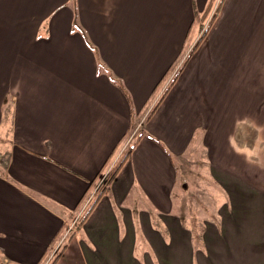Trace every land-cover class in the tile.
<instances>
[{
  "label": "crops",
  "instance_id": "obj_1",
  "mask_svg": "<svg viewBox=\"0 0 264 264\" xmlns=\"http://www.w3.org/2000/svg\"><path fill=\"white\" fill-rule=\"evenodd\" d=\"M208 2L0 0V264H264V0L191 52ZM173 158L215 202L192 228Z\"/></svg>",
  "mask_w": 264,
  "mask_h": 264
},
{
  "label": "rangeland",
  "instance_id": "obj_2",
  "mask_svg": "<svg viewBox=\"0 0 264 264\" xmlns=\"http://www.w3.org/2000/svg\"><path fill=\"white\" fill-rule=\"evenodd\" d=\"M216 1L217 0H209V3H210L209 8L207 12L205 13V15L202 17L200 24L198 25L199 27L198 37L204 32L203 27L206 26V23L211 20L213 13L218 6ZM68 3H70L69 4L70 7H72V5H75L73 4V2L71 3V1H69ZM135 139L136 137L134 135L131 138L130 142L127 141L125 143V147L127 148L129 145H131ZM119 148H120L119 153H120V156L122 157V155H124L126 151V148L123 149L122 145ZM173 162H174V165L177 171V177H176L177 182H176L175 189L178 190L177 195L174 196V206L175 208H177L178 212H180L181 210L180 214H184L185 218L187 217V221L185 222H188L189 227L192 228L193 225L195 224L200 225L201 220L203 218V214L206 213V211L208 210H210L211 212L213 211L212 207L215 206V202L212 200H207V198H211V196L209 195V193L211 192L208 191L209 188L207 187V182L205 181L204 176L202 174L200 175V172H198L199 170H197L198 167L196 165L189 163L188 161L180 160L179 158H176V159L173 158ZM112 166H113L112 163H110L109 170L107 171V167H106L105 168L106 170H103L101 172V173H106V175L104 176L105 181L103 180L104 184L106 183V179L108 178L109 173L112 171ZM99 179L100 177L96 178V180L93 182V186L96 184V182L97 183L99 182ZM103 185L101 183L99 188H97L96 192H98L101 189V186ZM185 185H186V188H185ZM91 191L92 189H89L85 193L84 197H87ZM94 194L91 200L93 199ZM85 211L79 214L77 217H80V216L82 217ZM72 220H73V217L71 218L70 221ZM75 224L72 227V231L74 230ZM62 239L64 240L65 237L63 238L60 237V241ZM50 261H51V256L49 255L45 260H43L42 264H49Z\"/></svg>",
  "mask_w": 264,
  "mask_h": 264
},
{
  "label": "trees",
  "instance_id": "obj_3",
  "mask_svg": "<svg viewBox=\"0 0 264 264\" xmlns=\"http://www.w3.org/2000/svg\"><path fill=\"white\" fill-rule=\"evenodd\" d=\"M209 5H210V3L208 2L206 8L204 9V11H203V13H202V17H203V16L205 15V13L207 12V10H208V8H209ZM219 6H220V5H218L217 8L215 9V11H214V13H213V16H212L211 20L209 21V23H208L206 29H204V32H203V33L198 37V39L195 41V43H194V45H193V47H192V49H191V52H193V51L198 47V45L200 44L201 40H202L203 37L205 36V34H206L208 28L212 25L213 20L215 19L216 15H217V12H218V10H219ZM138 137H139V136L136 137L135 141L138 139ZM132 148H133V145H129V146H128L127 150L125 151L124 155H122V157L120 158V160H119V162L117 163V165H116V166L112 169V171L109 173V176H108V178L106 179V183H107L108 181L110 182V181L112 180V178L114 177V175H115L116 172L118 171V168H119L120 164L122 163V161L124 160V158H126V156L131 152V149H132ZM106 183H105V184H106ZM105 184H104V185H105ZM104 185H103V186L101 187V189L98 191V193L96 194L94 200H95L96 197H97L98 195H100V193L103 191V189H104ZM59 254H60V251L56 252L55 255H54V257L52 258V260L49 262V264H54V262L56 261V259H57L58 256H59Z\"/></svg>",
  "mask_w": 264,
  "mask_h": 264
},
{
  "label": "built area",
  "instance_id": "obj_4",
  "mask_svg": "<svg viewBox=\"0 0 264 264\" xmlns=\"http://www.w3.org/2000/svg\"><path fill=\"white\" fill-rule=\"evenodd\" d=\"M217 2V4H218V0L216 1ZM215 8V7H214ZM208 23H209V21L206 23V26L205 27H203V29H206V27H207V25H208ZM109 170V167H108V169H107V171ZM106 175V173H99L98 175H97V177L96 178H98V177H100V179H99V182L97 183L96 182V184L93 186H91V188L90 189H92V191L90 192V194L87 196V197H85V199L83 200V203H82V206H81V208L79 209V211L77 212V214L74 216V218H73V220L68 224V225H66V227L64 228V232L63 233H61V238H63L64 236H66V235H68V233L70 232V231H72V227L74 226V224L80 219V217H77L79 214H81L82 212H84L85 210H87L88 209V207L90 206V204H91V202H92V200H94V198H95V196H96V194L98 193V192H96V190H97V188H99V186H100V184L102 183V185L104 184V176ZM96 180V179H95ZM94 180V181H95ZM104 180V181H103ZM102 187V186H101ZM95 193V194H94ZM93 194H94V197H93V199L91 200V198H92V196H93ZM60 245V244H59ZM57 248H58V246H56V249L55 250H57ZM54 253H55V251H54ZM53 253V254H54Z\"/></svg>",
  "mask_w": 264,
  "mask_h": 264
}]
</instances>
